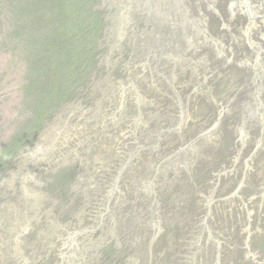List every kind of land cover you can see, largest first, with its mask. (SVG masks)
<instances>
[{
    "label": "rangeland",
    "instance_id": "374dc122",
    "mask_svg": "<svg viewBox=\"0 0 264 264\" xmlns=\"http://www.w3.org/2000/svg\"><path fill=\"white\" fill-rule=\"evenodd\" d=\"M0 264H264V0H0Z\"/></svg>",
    "mask_w": 264,
    "mask_h": 264
}]
</instances>
